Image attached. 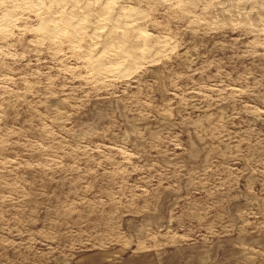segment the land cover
Here are the masks:
<instances>
[{
	"label": "rangeland",
	"instance_id": "374dc122",
	"mask_svg": "<svg viewBox=\"0 0 264 264\" xmlns=\"http://www.w3.org/2000/svg\"><path fill=\"white\" fill-rule=\"evenodd\" d=\"M125 2L160 53L101 83L0 10V264H264V34Z\"/></svg>",
	"mask_w": 264,
	"mask_h": 264
},
{
	"label": "bare ground",
	"instance_id": "6f19581e",
	"mask_svg": "<svg viewBox=\"0 0 264 264\" xmlns=\"http://www.w3.org/2000/svg\"><path fill=\"white\" fill-rule=\"evenodd\" d=\"M182 1L194 15L201 9L206 24L240 23L264 34V0ZM0 10L7 25L20 16L39 19L34 35L50 46L68 44L93 83L125 77L138 65L140 50L146 63L160 53L159 43L141 32L140 14L125 0H0Z\"/></svg>",
	"mask_w": 264,
	"mask_h": 264
},
{
	"label": "crops",
	"instance_id": "0c3cea01",
	"mask_svg": "<svg viewBox=\"0 0 264 264\" xmlns=\"http://www.w3.org/2000/svg\"><path fill=\"white\" fill-rule=\"evenodd\" d=\"M101 258L103 259V257H101ZM93 259H94V258H93ZM89 261H91V259H90V260H88V262H89ZM89 263H90V262H89ZM92 263H93V262H92ZM92 263H91V264H92ZM79 264H82V262H81V263H79ZM102 264H109V263H104V262L102 261Z\"/></svg>",
	"mask_w": 264,
	"mask_h": 264
}]
</instances>
